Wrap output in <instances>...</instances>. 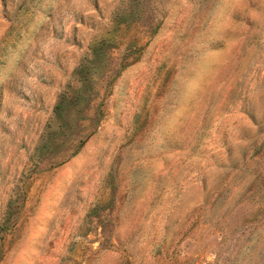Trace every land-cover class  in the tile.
Here are the masks:
<instances>
[{
  "label": "rangeland",
  "instance_id": "1",
  "mask_svg": "<svg viewBox=\"0 0 264 264\" xmlns=\"http://www.w3.org/2000/svg\"><path fill=\"white\" fill-rule=\"evenodd\" d=\"M0 264H264V0H0Z\"/></svg>",
  "mask_w": 264,
  "mask_h": 264
}]
</instances>
